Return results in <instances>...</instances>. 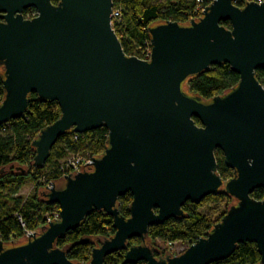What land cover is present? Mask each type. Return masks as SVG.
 <instances>
[{
  "label": "water",
  "instance_id": "95a60500",
  "mask_svg": "<svg viewBox=\"0 0 264 264\" xmlns=\"http://www.w3.org/2000/svg\"><path fill=\"white\" fill-rule=\"evenodd\" d=\"M234 1L212 0L186 25L151 26V58L144 61L125 54L111 24L113 0H0V127L24 116L32 94L58 104L60 118L32 142L39 169L61 137L108 131L105 152L91 167L40 192L45 204L59 207L60 219L21 244L0 241V264H85L69 260L56 241L94 211L109 215L116 231L95 240L86 264H104L119 251L125 264H212L242 243L256 244L264 264V199L251 197L264 189V86L256 78L264 69V2ZM29 8L38 16L26 19ZM222 64L239 76L228 93L204 101L184 90L189 78ZM216 150L233 170L227 181ZM221 189L236 203L207 236L157 257L149 228L183 217L186 203ZM127 193L125 218L118 201ZM133 238L141 244L128 247Z\"/></svg>",
  "mask_w": 264,
  "mask_h": 264
},
{
  "label": "trees",
  "instance_id": "16d2710c",
  "mask_svg": "<svg viewBox=\"0 0 264 264\" xmlns=\"http://www.w3.org/2000/svg\"><path fill=\"white\" fill-rule=\"evenodd\" d=\"M58 2L59 0H52L53 4ZM199 5L198 0H113V7L122 11L121 21L114 24V31L125 54L141 58L144 49L149 47L148 29L151 26L168 21L186 25L200 17ZM203 5L207 6L208 1H204ZM238 6L243 7V0L239 1ZM222 24L230 27L228 22ZM256 78L264 86V69L256 71ZM238 82L239 76L229 65L222 64L189 78L183 88L190 95L209 101L216 96L225 95ZM3 98L4 90L0 78V103ZM60 116L61 110L56 102L43 101L32 94L24 116L0 127V241L6 246L21 244L26 239L27 230L43 228L47 224V216L59 209L57 205L45 204L40 196V192L46 188L43 177L50 182L59 183L63 178L59 167L69 155L83 151L98 158L105 152L108 144L106 128L79 134L77 140L76 134L69 133L54 145L46 165L40 169L35 168L32 142L41 130L56 122ZM195 121L200 124L198 119ZM215 157L218 174L225 181L232 178L233 170L225 165L223 152L216 150ZM27 182L32 184L33 191L27 197L18 196L20 188ZM251 197L263 200L264 189L255 190ZM131 202V193L120 197L118 201L120 214L125 218L130 216ZM235 203L236 200L225 193L224 189L205 197L199 204L188 202L183 206V217L172 218L150 227L147 241L156 247V256L164 257L168 249L166 246L157 245L158 240L164 244L180 242L189 246L206 237ZM115 231L113 219L109 215L104 211H94L77 229L59 238L56 247L68 250L67 257L72 262L86 264L91 259L93 248L97 246L95 240L111 238ZM85 238L89 240L88 243H83ZM140 244L139 238L128 241V247ZM124 255L125 251L108 255L104 264H125ZM260 260L256 244L242 243L228 259L212 264H260ZM135 264L145 262L139 261Z\"/></svg>",
  "mask_w": 264,
  "mask_h": 264
},
{
  "label": "built area",
  "instance_id": "2783aa9c",
  "mask_svg": "<svg viewBox=\"0 0 264 264\" xmlns=\"http://www.w3.org/2000/svg\"><path fill=\"white\" fill-rule=\"evenodd\" d=\"M204 1H208V5L212 3V0H198L199 2V13H200V16L201 14L204 12L205 8L208 6H205L203 5ZM240 0H236L234 1V4H236L238 6V3H239ZM250 2H253V3H257V4H262L264 2V0H243V6L246 4V3H250ZM38 16V12L36 9H32L31 11L25 13V18L26 19H33L35 17ZM121 18H122V11L121 9H116L113 7V11H112V14H111V24H112V27L114 29V24H117V23H120L121 21ZM151 51H152V47H151V42L149 43V47H146L144 49V51L142 52V57L139 58L141 60H144V61H149L150 58H151ZM78 135L79 134H76L75 136V139L77 140L78 139ZM93 157H91L88 153L86 152H83V151H77L76 153L72 154V155H69L64 163L61 164V166L59 167V169L61 170L62 174H63V177L64 176H69L70 174H77L79 172H82L84 170H87L88 167H91L93 164ZM90 164V165H87ZM42 181L45 185V187H51V184L52 182L48 181L45 177L42 178ZM47 224L52 221V220H56L58 221L60 219V209H55L54 212L49 216H47ZM23 226H25L24 223H22ZM45 226V225H44ZM39 231H42V228L39 229V230H36V231H31V230H27L26 231V238H29L30 235L32 234H37ZM185 251V250H183ZM182 251V252H183ZM181 252V253H182ZM180 254V253H179Z\"/></svg>",
  "mask_w": 264,
  "mask_h": 264
},
{
  "label": "rangeland",
  "instance_id": "374dc122",
  "mask_svg": "<svg viewBox=\"0 0 264 264\" xmlns=\"http://www.w3.org/2000/svg\"><path fill=\"white\" fill-rule=\"evenodd\" d=\"M32 191H33L32 184L30 182H27L20 188L18 196L27 197ZM41 232L42 231H39L37 234H39ZM27 239L28 238H26L23 242H25ZM156 243H157V245L166 246L168 249V253L166 255H173V256L181 253L183 250H185L188 247V245H185V244L180 243V242H176L173 244H171V243L170 244H164L162 241L158 240Z\"/></svg>",
  "mask_w": 264,
  "mask_h": 264
},
{
  "label": "flooded vegetation",
  "instance_id": "af4514ba",
  "mask_svg": "<svg viewBox=\"0 0 264 264\" xmlns=\"http://www.w3.org/2000/svg\"><path fill=\"white\" fill-rule=\"evenodd\" d=\"M33 8H30L29 10L31 11ZM26 11V10H25ZM25 11H24V13H23V15L25 16ZM157 257H160V256H157Z\"/></svg>",
  "mask_w": 264,
  "mask_h": 264
}]
</instances>
